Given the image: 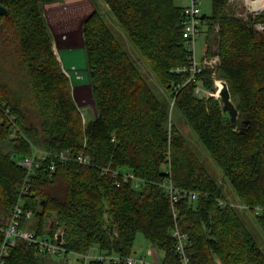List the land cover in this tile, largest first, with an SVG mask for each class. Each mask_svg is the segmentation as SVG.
I'll use <instances>...</instances> for the list:
<instances>
[{
    "label": "trees",
    "instance_id": "obj_1",
    "mask_svg": "<svg viewBox=\"0 0 264 264\" xmlns=\"http://www.w3.org/2000/svg\"><path fill=\"white\" fill-rule=\"evenodd\" d=\"M60 1L0 0L6 10L0 15V52L9 51L26 85L18 96L0 83V101L18 126L13 138L8 126L0 124V229L8 222L24 178L17 162L31 156L34 148L69 150L87 156L89 164H58L49 174L42 162L25 195L23 206L32 218L22 224L38 237L61 229L68 250L85 254L96 247L100 253L130 257L135 236L141 234L162 253L160 264H182L172 236L176 224L188 237L190 264H264L250 230L256 225L264 235V12L242 20L227 0H210L201 27L207 57L217 55L220 62L186 83L189 73L172 72L190 65L182 38L183 5L174 0H102L169 95L172 110L103 15L94 11L82 25L95 112L85 123L43 17L44 5ZM257 24L262 32L255 29ZM214 81L227 84L238 113L235 129L218 98L194 94L197 83L214 93ZM174 111L249 210L239 212L228 204L222 185L173 122ZM114 172H131L138 182L123 181ZM168 179L178 190L198 193L196 200L175 205L176 220L162 187ZM255 207L263 211L257 215ZM2 240L0 230V246ZM46 258L33 244L17 239L4 264H46Z\"/></svg>",
    "mask_w": 264,
    "mask_h": 264
},
{
    "label": "built area",
    "instance_id": "obj_2",
    "mask_svg": "<svg viewBox=\"0 0 264 264\" xmlns=\"http://www.w3.org/2000/svg\"><path fill=\"white\" fill-rule=\"evenodd\" d=\"M202 0H189L185 3V19L182 23V38L184 45L188 52H190V65L184 68H176L172 70L174 73H189V78L186 83L194 82L196 75H198L204 69H214L219 64V57L214 55L213 57H207V48L204 50V59L201 65L195 60V46L196 41L201 35L202 26ZM228 5H237L240 9L237 17L242 20H248L251 16L260 15L264 12V0H227ZM255 29L259 32L263 31L261 24L255 25ZM217 90V89H216ZM200 83H197L194 89V94L199 97V94L203 92ZM205 92V91H204ZM209 97L218 98V90L214 93H207ZM203 96L201 98H206ZM172 106V104H171ZM0 124L8 126L11 132V137H15L18 132V126L16 124L15 117L11 114L10 108L0 101ZM170 126V123H169ZM169 159V158H168ZM42 162H45L46 170L49 174H52L58 164L67 162H76L82 165H88L89 159L82 153H73L69 150L50 153L38 149H33L32 155L17 162V164L24 170V178L19 186L18 197L16 203L13 205L8 222L6 226L0 229L3 233V240L0 246V264H4V258L8 255L11 248L15 246L16 240L21 239L28 244H33L39 253H43L45 256H53L63 260L66 263L74 262L75 260H81L82 264H89L91 261L102 262L103 264H160L157 258V252H149L154 258V262H148L146 256L139 257H120L114 254H105L100 252H87L80 254L71 250H68L64 246L63 232L61 229L54 232L52 235H45L38 237L33 229L28 225H23L22 221H30L32 213L30 210L24 208V199L27 194L33 176H35L37 170L41 167ZM170 175V170L166 172ZM120 176L123 181L131 180L135 183L138 179L131 172H114V176ZM165 193L167 194L172 207V213L174 220L178 217V212L175 210V205L180 200H196L198 193L182 191L173 187L171 180H167L162 184ZM221 206L225 205L223 202H219ZM230 206L238 208L240 210H249V207L245 205H233ZM255 213L258 215L263 210L260 207L254 208ZM61 236L60 241L58 237ZM172 236L175 240V250L181 260L182 264H190V259L187 254L188 237L185 233H182L178 226L175 224L172 232ZM153 251V250H152ZM154 253V254H153Z\"/></svg>",
    "mask_w": 264,
    "mask_h": 264
},
{
    "label": "rangeland",
    "instance_id": "obj_3",
    "mask_svg": "<svg viewBox=\"0 0 264 264\" xmlns=\"http://www.w3.org/2000/svg\"><path fill=\"white\" fill-rule=\"evenodd\" d=\"M189 0H174V3L176 5H182L184 2H188ZM94 3L96 5L97 12L102 14L105 20V23L109 27V29L114 33L115 37L118 39L120 44L122 45L123 49L127 52L131 60L135 63L139 71L143 76L148 78L150 86H152L153 90L158 94L157 96L160 98L161 101L169 103V110H170V97L167 93H164L162 90V87L157 83L156 80H154V76L152 75V72L149 69V66L145 59L140 55V53L137 51V49L134 47V45L131 43V41L128 39V37L125 35L121 27L119 26L117 20L114 18V16L110 13L109 10H106L104 7V2L102 0H94ZM185 4V3H184ZM183 4V5H184ZM230 5V4H229ZM232 9L235 11V15L239 13L240 9L238 6L230 5ZM211 9L210 0H202L201 3V11L202 14L206 13L209 14ZM44 17V16H43ZM237 17V15H236ZM45 18V17H44ZM205 36L203 29L201 28V35L196 41L195 46V60L196 62L201 65L204 59V50H205ZM9 51L3 50L0 52V83L3 85H6L7 88H9L10 91H12L13 95H20L25 89V78L24 73L19 68L18 64L12 60V57L10 56ZM213 57V56H212ZM68 74H71L72 78L76 77H82V71L78 66L71 68L67 72ZM69 74V75H70ZM153 76V77H152ZM217 82L222 81H214L215 87L217 88ZM71 86V85H70ZM202 89L205 91L201 92L199 94V98L206 95L208 92L213 93L211 91L205 90L203 87ZM216 90V91H217ZM88 93L86 91L79 93L78 97L76 98L78 101L76 102L75 98L73 97V93L71 90V95L73 98V101L76 105H78V109L81 112L83 121L86 123L93 119L91 117V108L92 106V100L87 95ZM80 107V108H79ZM33 119L32 115L30 117ZM173 122L177 123L179 130L183 133V135L188 140L191 149L195 153V155L199 158L200 162L204 164L208 172L211 174V176L223 187L224 195L227 199V202L233 205H241L238 198L236 197L235 193L233 192L231 186L229 185L228 181L222 176L221 171L217 167V165L212 161V159L209 157L206 150L202 147L194 133L181 121L180 116L177 112H173L172 115ZM238 209V208H237ZM239 212H242L243 210L238 209ZM245 212V211H243ZM248 219L252 220V215L248 214ZM254 224V223H253ZM250 230L252 232V235L254 237L255 243L260 247L264 254V235L262 231L256 226H250ZM152 249L151 251H149ZM97 248L93 247L90 251L94 252ZM156 251L158 254V258H162V253L160 251H157L152 245L141 235L136 234L134 245H133V251H132V257H139V256H146L147 261L151 262L154 261L153 257L149 254V252ZM98 252V251H97ZM152 254V253H151ZM154 254V253H153ZM47 263L46 264H73L66 263L63 260H60L59 258L53 257V256H47L46 258Z\"/></svg>",
    "mask_w": 264,
    "mask_h": 264
},
{
    "label": "crops",
    "instance_id": "obj_4",
    "mask_svg": "<svg viewBox=\"0 0 264 264\" xmlns=\"http://www.w3.org/2000/svg\"><path fill=\"white\" fill-rule=\"evenodd\" d=\"M103 5L108 10L105 3ZM42 11L51 33L54 54L60 63L63 73L69 78L73 97L77 102L76 98L79 93L86 91L92 100L83 44L82 25L94 11H97L94 0H64L46 4L43 6ZM76 66L81 69L83 74L82 77L72 78L71 74L69 73V75L67 72ZM91 102L93 106V100ZM171 110L172 106L170 107V112ZM93 116H95L94 106L91 108L90 119ZM94 252H97V250Z\"/></svg>",
    "mask_w": 264,
    "mask_h": 264
},
{
    "label": "water",
    "instance_id": "obj_5",
    "mask_svg": "<svg viewBox=\"0 0 264 264\" xmlns=\"http://www.w3.org/2000/svg\"><path fill=\"white\" fill-rule=\"evenodd\" d=\"M6 13V10L0 6V15H4ZM251 32L253 30L251 29ZM222 85V88L218 90V99L221 104L222 112L228 113L230 117V125L232 129H235L237 127L236 120H237V110L230 99L229 90L227 87V84L225 82H219ZM246 133L245 130H240V134L244 135ZM54 226V223H51L49 231H52V228ZM61 236L58 237V241H60Z\"/></svg>",
    "mask_w": 264,
    "mask_h": 264
},
{
    "label": "bare ground",
    "instance_id": "obj_6",
    "mask_svg": "<svg viewBox=\"0 0 264 264\" xmlns=\"http://www.w3.org/2000/svg\"><path fill=\"white\" fill-rule=\"evenodd\" d=\"M222 88V85L220 86V88L218 90H220Z\"/></svg>",
    "mask_w": 264,
    "mask_h": 264
}]
</instances>
